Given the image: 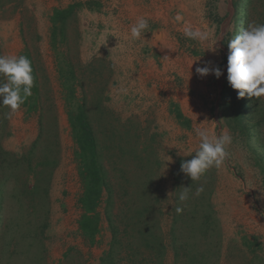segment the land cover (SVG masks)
Masks as SVG:
<instances>
[{"label": "rangeland", "instance_id": "obj_1", "mask_svg": "<svg viewBox=\"0 0 264 264\" xmlns=\"http://www.w3.org/2000/svg\"><path fill=\"white\" fill-rule=\"evenodd\" d=\"M93 2L0 0V55L28 57L34 78L27 104L10 115L0 106V148L20 156L0 155V164L6 167L5 161L31 159V166L25 163L18 172L31 181L36 174L35 164L45 161L48 167L39 172L44 176L40 187L49 184L46 203L36 196L33 205L30 198H23L21 204L7 199L2 206L1 218L9 219L20 212L25 218L18 239L12 240L9 235L0 239V264H100L109 250L106 193L96 211L98 230L93 244L79 228L84 183L70 123V114H75L79 105L112 189V218L123 230L122 224L133 227L136 223L134 212L144 211L143 231H154V238L146 240L147 244L142 237L120 233V243L115 246L116 264H133L131 254L154 260L161 256V264H184V251L176 261L173 249L178 245L184 248L187 242L205 252L204 264H264V174L254 151L258 142L227 126L221 108L227 62L220 68L218 79L196 72L206 63L217 67L222 62L232 21L218 17L222 20L217 32L205 29L207 40L202 46L206 55L202 61L191 58L186 62V78L177 75L175 69L167 70L166 101L153 103L137 99L136 88L130 85V71L118 65L124 58L121 52H115L119 49L116 38L96 30L99 6ZM214 5L209 7L213 9ZM69 8L68 14L63 13L57 23L53 22L54 12ZM203 87L208 94L203 93ZM229 97L233 105L237 90L233 89ZM165 105L166 117L162 115ZM259 105L264 109V97L259 98ZM177 112L188 120L186 126ZM198 129L214 136L227 132L232 142L226 146L228 155L219 168L212 167L199 181L191 182L180 171V165L198 149ZM259 136L264 141V123L259 127ZM10 175L13 178L15 171L11 170ZM188 186L189 199L180 202L181 187ZM198 187L203 191L196 195ZM6 188L11 191L21 186L11 179ZM207 203L213 210L214 223L209 236L204 237L190 224L197 223L198 214L194 212L203 211ZM34 205L37 209L32 212L36 214L31 213ZM177 208L182 211L177 212ZM45 222L46 228L42 229ZM3 223L11 228L16 225L13 220ZM34 226L39 234L23 238L27 228ZM245 238H255L261 251L241 248Z\"/></svg>", "mask_w": 264, "mask_h": 264}, {"label": "trees", "instance_id": "obj_2", "mask_svg": "<svg viewBox=\"0 0 264 264\" xmlns=\"http://www.w3.org/2000/svg\"><path fill=\"white\" fill-rule=\"evenodd\" d=\"M232 7L233 16L231 18V21L233 29L232 32L229 31L227 33V37H230V39L239 34L240 30L242 28H246L249 24H264V0H233ZM71 9L72 8H69V10H64L63 12H54L52 17L53 22L57 23V20L63 17V13L68 14ZM221 20V18H218L216 20V23L221 24ZM224 45L227 54L224 56L222 62L218 66L219 68H222L227 62V55L229 50L227 44L225 43ZM232 91L233 89L228 84L226 73L222 83L223 104L221 108L222 110L224 109V116L227 120V126L233 131L238 130L247 139L252 138V140H257L258 147L255 148L254 151L256 152V157L258 158V165H261V169L264 174V141L259 136V127H261L264 123V109L261 110L260 108L259 98H249L247 96H245L244 98L237 97L236 102H233L232 105L230 97L228 98V96L231 95ZM27 102L28 98L25 100V103L23 105L27 104ZM176 116L181 120L182 124H184L185 126L187 125L188 120H185L180 112H177ZM70 123L77 144V157L79 162L80 176L84 183L83 193L79 200V204L83 210V214L79 222V228L83 236L89 239L90 244H93L98 230V219L96 216V211L101 203L103 195L106 193V221L108 223V228L111 234V242L109 250L101 258L100 264H116L117 260L115 246L120 243L118 240L120 233L126 236L128 235L130 237H142L143 239H141V241L147 244L146 240L154 238V231L152 229H150L151 232H148V230H146L147 232L143 231L144 226L142 223V218L144 211H139L138 213L134 212V214L137 215V219L135 220L136 223H134L133 227L127 224H122L123 230L120 229V222H117L115 219H113L110 214L112 189L108 183L106 175L103 173L104 171L101 167V164L98 161L96 143L93 138L91 128L89 127L86 116L84 114L83 107L81 105H79L75 114H70ZM0 155L4 158L7 156L12 158L14 157L16 159L20 158V156L2 151L1 148ZM6 162L7 161H5L4 163L6 164V167L2 163L0 164V210L7 199L21 204V200L23 198H30L29 202L32 205L33 203H35L34 200H36V196L40 198L42 197L44 203L48 201L49 184L45 185L43 188L40 187V185H42V179L44 177L41 174L43 172V169L48 167L47 162L41 161L35 164L36 174L31 181L28 177L24 179V177L18 175V172L22 170V166L25 163H28L31 166V159L11 160V162L9 163ZM30 166H28L29 170L27 169V171L29 172L31 171ZM11 170H14L16 173L13 178L10 175ZM11 179H13L15 183H18L21 188L8 191L6 187L7 185H9ZM179 179L180 175L176 177L177 181H179ZM36 209L37 206H32L31 213L36 214L37 212H32L36 211ZM194 215H196L199 219L197 218V223L190 224L193 231H200L201 235H203L204 237H206L207 234L209 236V232L211 231V224L214 223L213 210L210 207L209 203L204 206L203 211L197 209L196 212H194ZM14 217H10L9 219H7L5 217L1 218L0 216V239H3V237L6 235H9L12 240H14L15 238L18 239V236L20 234L19 229L22 228L21 222L25 217L21 212ZM3 220H11V222L13 220L15 221L16 225L11 228L9 226L10 224L7 223V225H5L3 223ZM176 223L177 219L175 218L174 224ZM41 227L42 229H45L46 222ZM29 228H27L28 231L23 235V238H28L30 235L36 237L39 234L38 227L34 226L30 229ZM175 244H177L176 241ZM240 245L241 248L245 247L248 251H253L254 253H256L257 250L261 251V248L256 243L255 238H252L250 240L245 238L242 240V243H240ZM173 250L176 261L178 260L180 251H184V264H204L203 260L206 259L205 252L199 251L196 248V245L193 243L189 244L187 242L184 248L183 246L178 245L177 248L175 247ZM161 252L162 250L159 252L160 255ZM130 257L135 258L134 262H132L133 264H161V262H159L161 261V256L159 260H154L152 258L147 259L140 254H138V256L131 254ZM257 259L260 260L259 257H257Z\"/></svg>", "mask_w": 264, "mask_h": 264}, {"label": "crops", "instance_id": "obj_3", "mask_svg": "<svg viewBox=\"0 0 264 264\" xmlns=\"http://www.w3.org/2000/svg\"><path fill=\"white\" fill-rule=\"evenodd\" d=\"M90 1L99 6L96 30L119 42L115 52L123 54L124 62L118 65L130 71V85L136 88L137 99L153 103L166 101L167 70L175 69L177 75L186 78V62L191 58L202 61L206 55L203 42L185 37L184 28L191 26L204 32L210 27L217 32L218 17L231 22L233 16L232 0ZM213 4L215 8L211 9ZM139 18L146 19L149 27L140 39H133L130 29ZM201 90L208 94L205 87ZM176 94L181 98V91L177 89ZM162 115L166 117V105Z\"/></svg>", "mask_w": 264, "mask_h": 264}, {"label": "clouds", "instance_id": "obj_4", "mask_svg": "<svg viewBox=\"0 0 264 264\" xmlns=\"http://www.w3.org/2000/svg\"><path fill=\"white\" fill-rule=\"evenodd\" d=\"M148 21L139 18L131 27V37L140 39L148 29ZM184 36L205 41L207 34L194 30L191 26L184 28ZM227 81L230 87L237 90V97L260 98L264 97V24H249L242 28L227 43ZM200 76L214 75L217 79L222 75L219 67H210L207 63L197 67ZM33 69L31 61L24 55H0V106L9 110L8 114L16 113L31 95L33 87ZM200 143L192 158L180 165V171L196 182L212 167L219 168L228 155L226 146L231 144L232 136L225 132L223 135H210L205 130H197ZM178 200L184 202L189 199L190 186L181 187ZM203 191L202 187L196 189V195ZM182 211L181 208L176 209Z\"/></svg>", "mask_w": 264, "mask_h": 264}, {"label": "bare ground", "instance_id": "obj_5", "mask_svg": "<svg viewBox=\"0 0 264 264\" xmlns=\"http://www.w3.org/2000/svg\"><path fill=\"white\" fill-rule=\"evenodd\" d=\"M158 40V39H157ZM117 51V50H116ZM100 66V65H99ZM100 68V67H99ZM101 69V68H100ZM115 74V73H114ZM117 74V73H116ZM94 81V80H93ZM115 91V90H114ZM236 261V260H235Z\"/></svg>", "mask_w": 264, "mask_h": 264}]
</instances>
